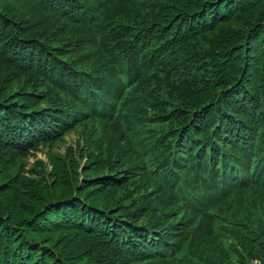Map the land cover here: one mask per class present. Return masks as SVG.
<instances>
[{"label": "trees", "instance_id": "16d2710c", "mask_svg": "<svg viewBox=\"0 0 264 264\" xmlns=\"http://www.w3.org/2000/svg\"><path fill=\"white\" fill-rule=\"evenodd\" d=\"M0 264H264V0H0Z\"/></svg>", "mask_w": 264, "mask_h": 264}, {"label": "rangeland", "instance_id": "374dc122", "mask_svg": "<svg viewBox=\"0 0 264 264\" xmlns=\"http://www.w3.org/2000/svg\"><path fill=\"white\" fill-rule=\"evenodd\" d=\"M80 137H81V135L79 132H77V131L71 132L66 136L64 141H62L59 145H57L56 149L65 150L67 147L74 148L76 143L80 139ZM36 155H37V157H41L45 160L47 159L45 153L42 151H37ZM33 160H35V157L30 156V161H33Z\"/></svg>", "mask_w": 264, "mask_h": 264}]
</instances>
